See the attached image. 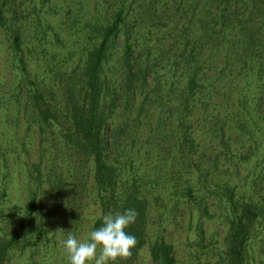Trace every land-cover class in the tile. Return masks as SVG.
Returning <instances> with one entry per match:
<instances>
[{
	"label": "trees",
	"instance_id": "16d2710c",
	"mask_svg": "<svg viewBox=\"0 0 264 264\" xmlns=\"http://www.w3.org/2000/svg\"><path fill=\"white\" fill-rule=\"evenodd\" d=\"M17 1L0 0L14 21L0 108L34 129L39 159L27 206L10 204L0 149V264H68L69 233L126 209L137 244L114 264H264V0H94L68 12L72 37L43 15L52 0ZM187 214L191 257L170 235Z\"/></svg>",
	"mask_w": 264,
	"mask_h": 264
},
{
	"label": "rangeland",
	"instance_id": "374dc122",
	"mask_svg": "<svg viewBox=\"0 0 264 264\" xmlns=\"http://www.w3.org/2000/svg\"><path fill=\"white\" fill-rule=\"evenodd\" d=\"M20 1V0H18ZM17 1V2H18ZM20 3V2H19ZM94 0H90L86 2V0H52L53 8L50 9L46 7L43 11V15L45 14L50 22H52L63 36H71L70 32L72 28L71 22L68 21V12H76L78 10L86 11L85 7L89 9L94 8ZM14 5V4H13ZM27 4H25L26 7ZM84 6V7H83ZM12 5L7 6L4 11V16L6 18L5 23L0 24V100L5 101L4 98L7 97L10 92V86L12 85L14 75L12 74L13 70V58L12 54L13 49L10 46V31L7 29L8 24L13 21V10ZM22 5L17 4L16 10L19 14L21 12ZM17 15V14H16ZM20 15V14H19ZM14 22V21H13ZM28 21L26 20V23ZM78 28H76L77 30ZM47 38L51 39L52 34H47ZM27 37V35H26ZM72 37V36H71ZM67 48L70 50H74L75 46L73 44H66ZM73 46V47H72ZM27 55L32 54L33 50L31 47L24 48ZM61 49V48H60ZM67 49V50H68ZM35 57V56H34ZM33 66L37 69L41 70L40 64L37 60H33ZM11 111H5L3 108H0V149L3 150L5 155L8 156L10 161L9 167V181L10 183V196L9 203H18L23 207L27 206V187L24 185V177H26L27 170V162L31 160L39 159V149L37 147L35 136L36 133L34 129L32 131H27V124H25V120L21 121V127L16 131L12 128L10 124L11 119L14 118V115H10ZM14 114V113H12ZM25 124V125H24ZM37 136V135H36ZM201 194V193H200ZM210 206L212 214L214 217L210 219H206V227L208 231V235L210 237L221 239L223 235V230L220 228L219 218L216 217V213L218 211V201L213 200L212 198L207 202ZM92 217H90L91 220ZM180 224L176 218L172 221V231L171 238L175 240L181 252L184 256L191 257L192 256V248L189 245V241L192 240L190 238H194L195 234L192 231L189 224V215L182 217L180 219ZM194 220V218H193ZM92 222V221H91ZM85 231H81V239L85 238L88 234V223L84 227ZM220 231L222 234L217 233ZM144 255L146 258L147 251L144 250ZM63 264V262H60ZM15 264H25V258L22 256L17 259ZM52 264H58L57 262H52Z\"/></svg>",
	"mask_w": 264,
	"mask_h": 264
},
{
	"label": "clouds",
	"instance_id": "9594fccd",
	"mask_svg": "<svg viewBox=\"0 0 264 264\" xmlns=\"http://www.w3.org/2000/svg\"><path fill=\"white\" fill-rule=\"evenodd\" d=\"M136 216L134 209L104 214L102 226L90 231L84 240L69 233L61 241L68 264H114L118 259L131 257L137 239L125 229L135 222Z\"/></svg>",
	"mask_w": 264,
	"mask_h": 264
}]
</instances>
